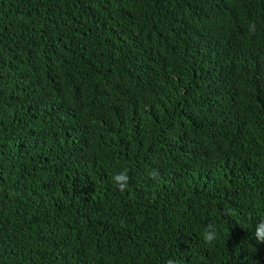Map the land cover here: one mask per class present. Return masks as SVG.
<instances>
[{"label":"trees","instance_id":"1","mask_svg":"<svg viewBox=\"0 0 264 264\" xmlns=\"http://www.w3.org/2000/svg\"><path fill=\"white\" fill-rule=\"evenodd\" d=\"M261 219L264 0H0V264H264Z\"/></svg>","mask_w":264,"mask_h":264},{"label":"clouds","instance_id":"2","mask_svg":"<svg viewBox=\"0 0 264 264\" xmlns=\"http://www.w3.org/2000/svg\"><path fill=\"white\" fill-rule=\"evenodd\" d=\"M250 33H255L256 26L254 23L249 24ZM152 179H156L159 176V173L156 170H152L149 173ZM113 184L121 192H124L128 187L129 176L127 169L124 171L118 172L112 177ZM217 238V229L213 224L206 225L202 232V240L206 244H211ZM253 239L257 244H264V219H261L254 226ZM167 264H176L174 260H169Z\"/></svg>","mask_w":264,"mask_h":264}]
</instances>
